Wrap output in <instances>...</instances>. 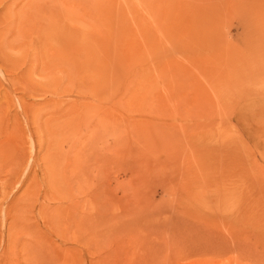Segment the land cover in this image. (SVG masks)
<instances>
[{"label": "rangeland", "instance_id": "obj_1", "mask_svg": "<svg viewBox=\"0 0 264 264\" xmlns=\"http://www.w3.org/2000/svg\"><path fill=\"white\" fill-rule=\"evenodd\" d=\"M0 264H264V0H0Z\"/></svg>", "mask_w": 264, "mask_h": 264}]
</instances>
